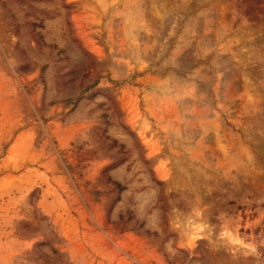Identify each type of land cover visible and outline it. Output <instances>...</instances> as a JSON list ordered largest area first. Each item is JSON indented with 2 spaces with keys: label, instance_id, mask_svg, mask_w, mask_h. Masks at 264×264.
Returning <instances> with one entry per match:
<instances>
[{
  "label": "rangeland",
  "instance_id": "rangeland-1",
  "mask_svg": "<svg viewBox=\"0 0 264 264\" xmlns=\"http://www.w3.org/2000/svg\"><path fill=\"white\" fill-rule=\"evenodd\" d=\"M0 264H264V0H0Z\"/></svg>",
  "mask_w": 264,
  "mask_h": 264
}]
</instances>
